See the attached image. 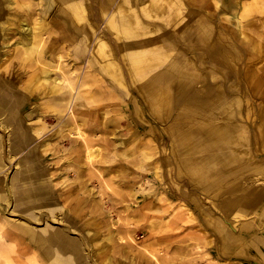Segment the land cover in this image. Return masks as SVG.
<instances>
[{
	"label": "bare ground",
	"instance_id": "1",
	"mask_svg": "<svg viewBox=\"0 0 264 264\" xmlns=\"http://www.w3.org/2000/svg\"><path fill=\"white\" fill-rule=\"evenodd\" d=\"M98 2L102 27L84 0H0V264H161L151 234L179 222L225 264H264V57L239 70L264 0ZM150 173L164 192L143 204Z\"/></svg>",
	"mask_w": 264,
	"mask_h": 264
},
{
	"label": "rangeland",
	"instance_id": "2",
	"mask_svg": "<svg viewBox=\"0 0 264 264\" xmlns=\"http://www.w3.org/2000/svg\"><path fill=\"white\" fill-rule=\"evenodd\" d=\"M86 3H88L90 5V8H91V14H90V17L91 19L94 21V23L98 25V27H102L103 26V19L101 17V14H100V10H99V2L98 0H84ZM233 1V0H231ZM36 0H32V3L35 4ZM37 4V3H36ZM50 19L52 21H55V19H57V14L59 13L58 12V9H55V8H52L50 10ZM216 14L218 16H222L224 13L223 12H220L219 10H217ZM229 14L226 16L228 17ZM97 19V20H96ZM221 21L223 22L224 21V18L221 17ZM216 23V26L217 24H219L218 21L215 22ZM228 26V25H227ZM230 27V26H228ZM230 29V28H228ZM53 38V37H50L49 40ZM260 52H262L259 56H254L252 55V57H250L249 55L245 56V59H247L246 61L244 60L243 64L241 65L240 69H245L246 70V67L245 65H249L248 63H252L253 61L255 62L256 59H259V58H262L264 57V45L263 44H260ZM188 56H193L192 54L188 55ZM69 58V57H68ZM242 62V61H240ZM239 62V63H240ZM68 63V62H66ZM238 63V64H239ZM65 64V63H64ZM251 65V64H250ZM206 66V67H205ZM210 65L206 64V65H202L201 68L202 69H205V72L206 73H210L211 72V69H208V67ZM256 65H253L252 69L255 67ZM258 66V65H257ZM237 66H235V70H237ZM243 71V70H242ZM241 71V73H242ZM73 76V75H72ZM71 76V77H72ZM228 81L225 82V80L223 78H220L219 79V83H221L223 86L227 87V88H233V86H235L236 82H237V78L234 76V75H230L227 79ZM217 80L213 81V83H215ZM243 83V82H241ZM241 83H237L236 87L240 86ZM96 84H94L93 82H89L88 83V87L90 86H95ZM244 85L245 87L248 86V83L245 81L244 82ZM86 86V87H87ZM231 90V89H230ZM256 97V96H255ZM254 99V102L252 104V111H253V114L255 115V117H258L259 116V110L261 109V107L263 108L264 105L262 104L263 102H261L260 100H262L261 98H253ZM33 111L32 110H29L28 112H25L23 114V117L22 119L24 120L25 119H30L32 116H33ZM47 123L51 124L50 121H48ZM124 133V132H123ZM165 147H169L168 145V140H166V142L164 143ZM168 148H167V153H168ZM258 159H262L264 158V153H259L257 155ZM133 164H134V167L132 169V172L134 175H129L130 177H140V174L137 173V160H132L131 161ZM111 171V170H110ZM14 173L11 171L10 175H13ZM176 175V173H175ZM117 176V175H116ZM124 176H126V174H124ZM153 175L150 173L148 175H142L143 179H148L151 181V183L149 184H144L142 186V188L146 191L147 195L149 196L148 199H146L143 204H147V203H152L153 202V193L157 194L158 192L162 191V187L161 185H158L159 183H157L155 181V179H153L152 177ZM163 176L165 178V182L168 181V178H167V171L164 170L163 172ZM175 177V176H174ZM108 178H113V170L110 172L109 174V177ZM69 179H71V177H69ZM116 181V180H115ZM136 182H138V178H135L134 180H130V179H127L126 180V184L132 188H135L136 186ZM176 182H178V180H176ZM251 181L248 182V184L250 183ZM98 183L95 184V188L98 189ZM187 186V185H185ZM113 188H114V192L112 193V197L115 198V199H119L122 192L124 194L127 193V189L123 188L121 189L118 185L117 182H114L113 183ZM169 194V193H168ZM166 195L167 199L168 198H171L172 195ZM204 198H207L206 195H202ZM169 200V199H168ZM176 201V199H171L170 201ZM128 202V201H126ZM105 207V210H108L110 209L111 207H114L116 210H123L124 208L122 207H119V205H115L114 206L111 204V203H106V205H104ZM133 209L137 208L136 205H133ZM131 209V210H133ZM126 213H122V215H125ZM135 214V213H133ZM149 214V213H148ZM156 217H161V216H157V215H153V216H150L149 217V221H156L155 218ZM138 219L137 218H134V224L132 225V229H131V234L134 235V238H135V241L136 242H142V241H145L146 240V237H147V233H144L143 232V229H145V227L148 226V223L149 221L148 220H145L144 218L143 219H140V220H136ZM182 222H179V229H176V230H160V229H156L155 231H158V232H161L160 235H163V236H169L170 240V244L168 245L169 247L166 248L165 245H160V246H157L156 243L153 241V237L154 238H159L157 235V232H154V234H151V240H152V244L155 245V249H156V255L159 257V262L162 264L164 263L165 261H168V263L166 264H212V262L214 263H218V262H221V258H223V262L221 264H225L226 262H228L230 259L227 257V255H223L220 259H218L216 256V253H215V246H216V240H215V236L214 235H211L210 239L211 240H214V244L212 242V246L214 247H209V245L205 244L206 242L203 241V239L201 238L203 235L202 234V230L201 228L196 227V228H193L192 231H194L195 229L198 231L200 230V234L198 233H193L191 232L190 230H187V226L184 225ZM183 226V227H182ZM181 227V228H180ZM190 228V226H188ZM238 228V226H237ZM170 231V232H169ZM185 231V232H184ZM157 234V235H155ZM172 235H177V238H176V241H177V244H175L173 242L174 240V237ZM184 237H183V236ZM188 236L190 240H186L185 237ZM180 239H184L183 242H179ZM195 244H198L199 246L197 248H201V249H197V248H194V245ZM205 250H203V249ZM136 249V248H135ZM129 251V254L130 256H132L133 254L130 253L131 252V249L128 250ZM202 253V254H201ZM201 254V255H200ZM136 255V254H135ZM139 252H138V256H139ZM148 263H151L150 260L147 258L145 259ZM230 264V263H229Z\"/></svg>",
	"mask_w": 264,
	"mask_h": 264
}]
</instances>
